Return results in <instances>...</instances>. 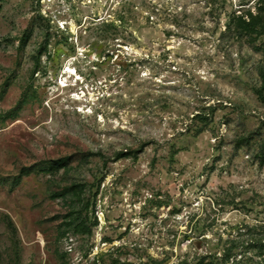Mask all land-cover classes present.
Masks as SVG:
<instances>
[{"label":"rangeland","instance_id":"obj_1","mask_svg":"<svg viewBox=\"0 0 264 264\" xmlns=\"http://www.w3.org/2000/svg\"><path fill=\"white\" fill-rule=\"evenodd\" d=\"M0 264H264V0H0Z\"/></svg>","mask_w":264,"mask_h":264},{"label":"trees","instance_id":"obj_2","mask_svg":"<svg viewBox=\"0 0 264 264\" xmlns=\"http://www.w3.org/2000/svg\"><path fill=\"white\" fill-rule=\"evenodd\" d=\"M241 22H242V24L244 25V27H246V30L248 29V27H249V22H246L245 20H241ZM196 118H199V120L201 121V122H204L203 121V119H202V117H200V115H196ZM76 225H80V226H82V224L81 223H77Z\"/></svg>","mask_w":264,"mask_h":264}]
</instances>
